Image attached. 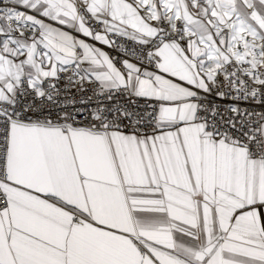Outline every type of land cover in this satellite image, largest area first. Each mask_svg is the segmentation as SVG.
<instances>
[{"label": "snow or ice", "instance_id": "obj_1", "mask_svg": "<svg viewBox=\"0 0 264 264\" xmlns=\"http://www.w3.org/2000/svg\"><path fill=\"white\" fill-rule=\"evenodd\" d=\"M0 264H264V0H0Z\"/></svg>", "mask_w": 264, "mask_h": 264}]
</instances>
